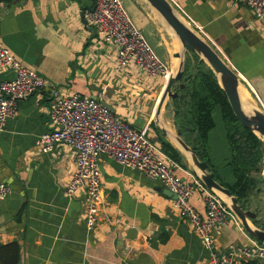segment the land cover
I'll return each mask as SVG.
<instances>
[{"label": "crops", "instance_id": "obj_1", "mask_svg": "<svg viewBox=\"0 0 264 264\" xmlns=\"http://www.w3.org/2000/svg\"><path fill=\"white\" fill-rule=\"evenodd\" d=\"M121 1L170 75L175 74L179 59L174 54L180 42L165 20L146 0ZM168 1L180 20L236 73L252 101L251 109L264 112V22L235 0ZM0 3V40L47 82L18 102L17 114L6 120L0 133V182L11 189L0 203V245L18 243L17 264H209L210 252L178 215L163 185L106 155L98 160L99 218L89 228L83 190L71 197L64 194L75 169L74 148L59 143L53 151L43 152L38 144L50 129L52 90L76 92L104 104L133 128L145 129L161 149L163 142L168 143L180 154L184 170L198 177L190 155L175 138L173 100L165 98L158 110L168 79L149 77L132 62L117 67L116 46L104 41L83 18V10L92 8L94 0ZM12 76L11 69H0V81ZM212 119L214 126L204 145L208 165L217 181L233 185V153L219 105ZM190 128L183 127L179 138L198 148L197 131ZM184 173L178 171L189 179ZM191 203L204 211L198 189ZM249 240L233 224L214 234L217 249L246 245Z\"/></svg>", "mask_w": 264, "mask_h": 264}, {"label": "built area", "instance_id": "obj_2", "mask_svg": "<svg viewBox=\"0 0 264 264\" xmlns=\"http://www.w3.org/2000/svg\"><path fill=\"white\" fill-rule=\"evenodd\" d=\"M235 1L264 22V0ZM1 7L2 3L0 10ZM83 18L104 41L116 46L118 68L132 62L149 77L168 79V65L134 25L121 0H94L92 8L83 10ZM3 68L11 69L13 76L0 81V133L6 120L17 114L18 102L47 86L44 77L25 67L0 40V69ZM52 94L48 113L50 129L40 136L38 144L43 152L53 151L59 143L74 148L75 169L64 194L71 197L77 190H83V214L89 228H93L99 218L101 180L98 160L100 155H106L159 181L176 196L173 207L210 252L209 264H242L248 260L264 263V242L250 237L246 245L229 244L223 249L216 248L214 234L229 224L244 233L238 217L217 191L208 190L198 177L188 174L147 136L145 129L133 128L94 98L76 92L58 94L56 89ZM179 170L190 178L178 174ZM196 189L201 193L204 211L191 203ZM10 192L9 185L0 182V203Z\"/></svg>", "mask_w": 264, "mask_h": 264}, {"label": "trees", "instance_id": "obj_3", "mask_svg": "<svg viewBox=\"0 0 264 264\" xmlns=\"http://www.w3.org/2000/svg\"><path fill=\"white\" fill-rule=\"evenodd\" d=\"M11 2L13 0H0ZM195 74L183 75L185 87L179 89V96L173 98L176 120L184 127L191 126L197 131L198 148L193 147L196 156L208 163L205 152V142L208 132L213 128L212 113L216 105L220 106L222 119L227 126V138L232 148V170L235 183L222 185L238 198L245 202L250 191L255 187V177L250 171L260 172L259 162L262 158L263 142L252 131L243 127L233 114L227 97L213 72L204 64H197ZM189 80V81H188ZM186 109V110H185ZM185 110V111H183ZM187 119V123H186ZM163 151L178 164L181 156L172 146L163 142ZM219 180V179H218ZM19 261V245L10 242L0 245V264H17ZM242 264H264L256 260L244 261Z\"/></svg>", "mask_w": 264, "mask_h": 264}, {"label": "water", "instance_id": "obj_4", "mask_svg": "<svg viewBox=\"0 0 264 264\" xmlns=\"http://www.w3.org/2000/svg\"><path fill=\"white\" fill-rule=\"evenodd\" d=\"M146 1L162 16L182 47V53L177 52L174 54V57L179 59L178 69L175 74L168 77L166 87L158 105V110L162 106L165 98H176L179 96V89L185 87L182 70L184 59L182 56L185 52H193L200 56L198 63L207 64L219 80L218 84L223 89L233 114L238 119L239 123L257 135L261 141H264V112L258 108L250 109L251 113H246V111H244L239 94L240 79L236 73L228 67L218 54L195 31L190 29L180 20L168 0ZM173 111L174 113H177L176 110ZM173 124L178 126L175 137L176 141L184 151L190 155L192 165L200 172L198 178L203 182L204 186L208 190H215L223 194L226 199H228V201L225 202L238 217L241 227L248 237L259 242H264V225L262 224V216H258L255 211L246 208L243 202L239 201L228 188L224 187L220 181H217L214 178V173L210 171L208 163L204 160L198 159L195 150L189 147L183 139L179 138L184 126L181 123H178L177 120H174ZM187 129L191 128L187 127ZM162 135H166L164 130H162ZM261 182L264 184V178L261 179ZM163 192L173 199L176 198V196L166 188L163 189Z\"/></svg>", "mask_w": 264, "mask_h": 264}, {"label": "rangeland", "instance_id": "obj_5", "mask_svg": "<svg viewBox=\"0 0 264 264\" xmlns=\"http://www.w3.org/2000/svg\"><path fill=\"white\" fill-rule=\"evenodd\" d=\"M122 4H123L125 10L127 11L125 2H123ZM178 52L179 53H182V47H181V45H180V48H179V51ZM182 57L184 59V63H183V66H182L183 75H192V74L194 75L195 74V68L194 67L197 64H199L198 63V60H199L200 56H198L197 54H195L193 52H185ZM204 65H205V67H207V68L210 69V67L207 64H204ZM216 79H217V77H216ZM240 94H241V92H240ZM254 102H255V99H254ZM171 104H172L171 106L174 107V102L173 101L171 102ZM243 107H244V103H243ZM244 109H245V107H244ZM248 109L250 110V108H248ZM185 110H183V111H185ZM245 111H246V109H245ZM250 113H251V111H250ZM186 123H187V119H186ZM189 127H191V126H189ZM262 142H263V146H262V153H263V155H262V158H261V160L259 162L260 172L259 173H255L253 170L250 171V175H252V176L255 177L256 185L251 190V193L249 194L247 200L245 202H243V203H244V206L246 208L255 211L258 216H263L264 217V184L261 182V179L264 178V164H263V161H264V141H262ZM221 197L225 201H228V199H226L225 196H221ZM263 225H264V223H263Z\"/></svg>", "mask_w": 264, "mask_h": 264}, {"label": "bare ground", "instance_id": "obj_6", "mask_svg": "<svg viewBox=\"0 0 264 264\" xmlns=\"http://www.w3.org/2000/svg\"><path fill=\"white\" fill-rule=\"evenodd\" d=\"M151 7V6H150ZM151 10V9H150ZM155 11V10H154ZM156 13H157V11H156ZM155 14V13H154ZM157 16V15H156ZM162 18V17H161ZM162 21V20H161ZM163 22V21H162ZM186 22V21H185ZM166 23V22H165ZM165 25V24H164ZM176 37V36H175ZM176 39H177V37H176ZM179 41V40H178ZM171 71V70H170ZM219 81V80H218ZM220 83V82H219ZM239 90H240V92H241V100H242V104L244 103L245 105H244V107H245V109H246V111L249 113L250 112V110L248 109V108H250L251 109V99H250V97L248 96V95H246L247 94V92H246V90L243 88V86L242 85H240L239 86ZM244 101V102H243ZM243 107V108H244ZM245 109H244V111H245ZM246 112V113H247ZM219 193V192H218ZM221 196H224L223 194H221V193H219Z\"/></svg>", "mask_w": 264, "mask_h": 264}, {"label": "flooded vegetation", "instance_id": "obj_7", "mask_svg": "<svg viewBox=\"0 0 264 264\" xmlns=\"http://www.w3.org/2000/svg\"><path fill=\"white\" fill-rule=\"evenodd\" d=\"M262 218H263V222H262V224L264 223V217L262 216Z\"/></svg>", "mask_w": 264, "mask_h": 264}]
</instances>
